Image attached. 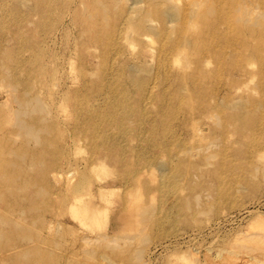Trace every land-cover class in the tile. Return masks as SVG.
<instances>
[{
	"label": "rangeland",
	"instance_id": "374dc122",
	"mask_svg": "<svg viewBox=\"0 0 264 264\" xmlns=\"http://www.w3.org/2000/svg\"><path fill=\"white\" fill-rule=\"evenodd\" d=\"M165 10L176 15L173 23H164ZM143 19L154 30L142 36ZM257 21L264 24V0H0V215L5 206L40 205L24 216L35 231V221L60 215L66 203L113 205L100 191L114 188L116 202L136 204V239L128 254L118 247L122 258L111 254L117 248L87 245L97 251L90 264H264V29ZM189 26L196 29L186 34L187 55L164 56ZM131 67L150 94L134 87ZM120 94L137 109L123 137L117 124L89 121ZM19 97L39 99L42 108L31 109L32 101L24 119L38 139L15 120ZM44 188L50 195L37 192ZM172 204L179 209L164 211ZM149 213L156 225L145 229L151 241L144 245L137 217ZM1 245L0 232L4 264ZM133 248L145 250L143 260ZM7 264L21 262L11 253Z\"/></svg>",
	"mask_w": 264,
	"mask_h": 264
},
{
	"label": "bare ground",
	"instance_id": "6f19581e",
	"mask_svg": "<svg viewBox=\"0 0 264 264\" xmlns=\"http://www.w3.org/2000/svg\"><path fill=\"white\" fill-rule=\"evenodd\" d=\"M153 1L154 0H152V2ZM99 3H100V1L98 2V4ZM169 4H170V2H169ZM165 7H169V5L165 6ZM170 7H171V5H170ZM239 7H241V6H239ZM235 11L238 13L239 9H238V11L237 10H235ZM241 11H242V9H241ZM243 11H244V7H243ZM102 12L104 14V11H102ZM137 12L139 13V11H137ZM208 13H210V12H208ZM208 13H205V14H208ZM213 13H214V11L211 10V14H213ZM241 13H243V12H241ZM146 14H148V16H149V13H146ZM163 15L165 17L164 23H173L174 22L175 16H176L175 14H171L170 12L165 10V11H163ZM240 15L242 17V14H240ZM244 15L246 16L245 13H244ZM103 17L104 16H102V19H104ZM237 18H239V17H237ZM237 18H236V20H237ZM105 20H107V18ZM143 20H144V22L147 21L145 19H143ZM150 21L151 20L145 22L144 25L142 26V28L139 27V30L143 32V33L139 32V35L143 36V35L147 34V33H145V31L148 30V32H149L150 30H154V27L152 25V23L154 21L153 22L152 21L150 22ZM237 21H240V20H237ZM240 22H242V21H240ZM260 22H262V21H260ZM236 23H238V22H236ZM141 24H140V26H141ZM257 25L260 26L261 28L263 27L262 29H264V24H262V23L259 24L257 21ZM257 25H256V27H257ZM253 26H254V24H253ZM195 29H196L195 26H192V27L189 26L188 29L186 30V33L184 35L180 36L175 41V43H171L169 47H166L165 49H163L164 50L163 55L167 56V55L173 53L174 50L178 49V53L186 56L187 55L186 49L190 50V48H191V44H190L191 42L188 40L187 35L192 30L195 31ZM250 32H252V31L250 30ZM252 33H254V32H252ZM199 39H201V38H199ZM199 42L201 43V40ZM198 47H197V49H198ZM255 52L257 53L258 56H261V52L258 48ZM197 53H199L198 55L202 54V52H199V49H198ZM262 55H264V54H262ZM6 59H8V58H6ZM10 62H11V59H10ZM9 66H11V65H9ZM7 72L8 71L6 70L5 79L8 78ZM129 72H130V79L132 80L134 87L138 90H140V89L145 90L147 88L146 81L143 80V78L137 76L136 75L137 73L136 74L134 73L136 71H134L133 67L130 68ZM121 78H122V75L120 74L118 77V81ZM180 78H181V80H186L185 79L186 77H184V79H183V77L181 75H180ZM9 86H14V85L12 84V82H10ZM119 90H120V87L116 86L115 92H117ZM150 91L151 90H149V88H148L146 91V94H148V93L150 94ZM149 98H147V96H145V93L141 94V96L139 97L140 104H142L143 106H146ZM15 99H16L17 103L22 105L20 110H18L14 113L15 120L17 121V123L20 126L22 131H24L28 135L33 136L35 139H38L39 130L37 129L38 131H36L34 126L29 125L27 122H25L24 119H25V116L26 115L28 116L30 114L29 112H31V111H28V108H31L30 106H31L32 101H35L37 106L36 107L34 106V108H31V109L36 110V109L41 107L38 104L39 99L36 97V98L32 99L31 102L29 100L24 99L23 97L22 98L19 97V98H15ZM137 106H139V105H137ZM121 113L123 114V116L120 117ZM135 113H137V109L135 108L134 104H129L128 98L122 97L120 94L117 96L115 95L113 97V100L110 101L109 110H105L102 114L100 113L99 115L96 114V115L90 116L89 121H93V122L97 123L96 118H98V120L103 119L104 121H106L109 124H113V123L117 124V126L121 129V131L119 132V135L121 137H123L125 135H128V132L130 131V130L126 129V126H125L126 123L136 121ZM139 116H140L139 119L143 120V115H139ZM189 116H190V114H189ZM179 117H180V115H179ZM192 117H193V115H192ZM137 121H138V118H137ZM109 124H108V126H109ZM138 132H140V131H138ZM109 136H110V134L104 135L105 139ZM92 137H93V140L95 141V143H94L95 148L100 149L102 147V144L100 145V141L102 140V137L99 134H97V131H95V133L93 134ZM97 140H99V141H97ZM258 141H256V142H258ZM109 156H112V155H108V157ZM4 175H6V174H4ZM111 189L112 190L109 189L110 192H106L105 190H102V191H100V194L103 195L104 197H105V195H110L112 197V199L109 200L107 198L106 200L114 202L113 205L104 206L101 201H100L101 206H99L97 204V202H95V203L90 202L88 204H81L78 202L66 203L67 205L64 209V212H62L60 215H56V216L55 215H51V216L43 215V217H42L43 221L42 222L38 223L37 221H35L34 222L35 227L37 226L35 231H33V230L30 231V228L27 227L26 225H23V223L26 221V218H25L26 213H29L30 217H31L36 210H42V207L40 205H31V206L26 207L24 209L22 207L17 206L15 208V210H14L15 205H14V207L12 206L13 209L10 208L11 207V205H10V207H7V208H10L11 211H9V209H7L8 211H6V206L3 207V208H5V210H4L5 212L2 211V214L0 215V228H2V231L0 230V232H1V239H2L1 251L3 252V254L4 253L5 254L2 257L1 262H3L4 264H7L8 260H9V256L11 255V253H14V255H16L17 260L20 261L21 264H90L89 262H91V260H93V257L96 255V252H97V251L95 252V250L92 247L87 249V245H90L92 243H96V244L97 243H103L104 246H103V244H100V245H102L104 248L108 247V249H116L117 248L116 253L114 250H113L114 252L112 250H110V251H112L111 254L112 253H114L112 255L116 254L115 257L117 255L118 256L121 255V258H122V254H123L122 252L123 251L118 250V247L120 249H123V248L131 249L132 247L130 248L128 245H130L136 239V237L131 235V232H132L133 227H134V224L131 221V218L133 216L132 212H133L136 204H134V202H132L130 200L122 201L121 203L116 202L117 191L114 188H111ZM37 192L40 194L50 195L49 191L45 188L42 190L39 189V190H37ZM92 198L95 199V196L92 195ZM108 203L111 204V202H108ZM188 203H186V205H185L186 206L185 213H186V211L188 212V211L192 210V209L187 210V207L190 208L189 205L187 206ZM166 207H167V209H164V211L170 210V211H168L169 214L173 213L172 210H174V209L176 210V208H177V210L179 209V207L175 204L167 205ZM82 208H85L86 212H84L82 210ZM164 211H163V213H164ZM65 214H68L71 216L74 224H76L80 228V230H77L74 228V226L71 224V219L70 218L68 219L65 216ZM189 217H191V215ZM137 218H138L139 222L144 223L143 228H142L143 229V231H142L143 237L140 239V241L141 242L143 241L144 245H147L150 242L146 243V244H145V242L147 239L148 240H150V239H149V237H147V235L145 236V234H144L145 229L147 227H151L153 225H156V223L153 222L152 214H150V213L138 215ZM51 231H53L52 234H51ZM11 235L13 236V240L11 239ZM71 237H73V239L68 240V238H71ZM177 245L178 244L175 242V244L173 246V250L177 249V247H176ZM100 247H97V249L98 248L100 249ZM163 247L167 248L165 246H163ZM104 248H102L103 251H104ZM128 249H126V250H128ZM134 249H136V248H133V250ZM167 249H169V248H167ZM110 251H109V254H110ZM135 251H133V252L135 253ZM143 251H145V250L143 249L140 251H138V250L136 251L137 255L135 254V256H136L135 258L139 259V261L143 258V254H142ZM128 253H129V250L127 251V254ZM179 256H177V257H179ZM187 256H190V254ZM167 257H169V256L167 255ZM181 257H180V259H181ZM186 257L184 259H186ZM111 258L114 259L113 257H111ZM124 258H126V256ZM131 258H133V257H131ZM127 259H128V257H127ZM130 260H132V259H130ZM94 261H95V259H94ZM151 261H152V256H150V258L147 262H151ZM186 261L187 260H185V263L189 264V262H186ZM127 264H130V261H129V263L127 262ZM144 264H146V263H144ZM169 264H171V263H169Z\"/></svg>",
	"mask_w": 264,
	"mask_h": 264
}]
</instances>
